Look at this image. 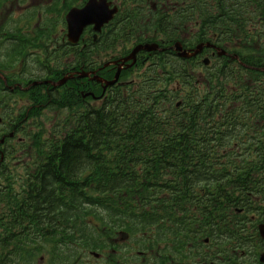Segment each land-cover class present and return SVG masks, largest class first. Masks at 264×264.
I'll return each instance as SVG.
<instances>
[{
	"label": "trees",
	"instance_id": "trees-1",
	"mask_svg": "<svg viewBox=\"0 0 264 264\" xmlns=\"http://www.w3.org/2000/svg\"><path fill=\"white\" fill-rule=\"evenodd\" d=\"M136 3L130 0L131 9ZM204 14L207 35L233 43L239 60L216 58L196 74L189 73L196 67L190 61L180 67L157 58L138 68L136 84L103 91L95 82L93 106L81 86L76 94L69 87L38 94L41 103L69 113L47 137L28 134L24 174L0 181V264H34L43 245L91 240L92 226L121 227L142 242L187 241L184 216L215 211L222 213V244L231 256L228 239L237 230L226 220L237 217L228 212H248L264 224V0H206ZM135 29L133 23L117 28L114 43ZM2 38L17 45L7 57L19 48L16 54H67L68 45L56 39L38 45L20 31ZM164 73L175 87L157 86ZM98 74L113 75L110 67ZM0 108H9L2 98ZM1 166L0 179L8 173Z\"/></svg>",
	"mask_w": 264,
	"mask_h": 264
},
{
	"label": "flooded vegetation",
	"instance_id": "flooded-vegetation-1",
	"mask_svg": "<svg viewBox=\"0 0 264 264\" xmlns=\"http://www.w3.org/2000/svg\"><path fill=\"white\" fill-rule=\"evenodd\" d=\"M75 1L71 7H78L85 0ZM127 1L130 2V0H106L110 9L114 7L118 9L114 19L103 27L97 38L94 37V33L90 28H86L79 43L65 46L67 54H64L65 51H61L62 54H45L47 51L38 50L37 54H12L9 56L10 60L12 59L10 63L12 67H0V73L3 74L5 72L4 69H6V75L8 76L7 78L4 77L6 83L4 84L2 81V88H5L9 97L12 98V103L8 104L7 120L2 119L0 122V135L8 137L9 141L8 144L5 143L7 141L0 142V151L9 153L14 149L15 145L24 144L25 140L19 136L21 134L19 130H31L27 129L28 123L35 125L34 118L39 117L47 109L44 107V103H41V96H38V94L44 95L50 90L62 91L68 87L74 89L76 94V90L81 86L80 88L86 90V93L81 94L82 98L87 100L88 105H94L93 89L95 81L92 76L95 72H101V68L96 67L93 48L104 43L106 44V49L111 50L112 47L114 48V44L111 43V36L108 34V30L114 27L124 28L133 23L136 29L132 32H136V34H132L129 31V34L123 38V47L120 52H106L109 56V61H117L125 57L139 44L154 42L158 46L154 51L140 50L136 52L134 65L127 69L123 68L121 74L131 73L133 75L139 67L143 65L146 67L151 64V60L157 58H162L166 61V58L168 60L171 58L177 59V54L182 52L194 54L199 44L197 55L185 59L196 64L197 67H200V64H203V60L206 58L212 64V61H215L216 54H221L220 48L226 54H235L237 51L233 43L222 42L220 44L223 39L221 35H207V30H205L207 20L204 14L206 0H137L136 5L134 4L135 9H132L131 13L128 9L133 4L127 6ZM61 3V5H65L64 0H61ZM131 16L134 17L133 20H131ZM25 37L26 39H32L29 34H25ZM44 41L46 42V40L39 38L38 41L33 39L31 42H37L40 45ZM59 41L64 44L63 34ZM201 44L203 45L202 48ZM69 46H75L76 49H79V53L69 52ZM56 47L59 48V45ZM31 56H37L33 62L29 60ZM226 58L229 57L226 56ZM31 63L37 66H32ZM98 65H101V63ZM112 67L116 68V66ZM110 69L112 70V68ZM63 78L67 79L66 82L55 87V83ZM129 80V82L122 80L121 83L129 85L137 83L136 79L131 78ZM34 82L38 83L33 84ZM39 99L40 103L38 104ZM29 128H31V125H29ZM32 129H34V126ZM25 166L28 167L27 165ZM227 214L237 217L226 220L228 226L237 230V234L228 239L233 242L229 245L231 248L233 247L230 252L231 256L222 244L223 239H226L222 234V219L219 217L222 213L220 211L209 212L208 217L204 218L201 212H190L187 217L184 216V224L190 232L187 241L182 239L183 241L180 242V239L172 238L173 243L169 245L163 242H145V250L143 252L137 251V256H143L134 264H151L154 260L159 261L156 264H262L258 257L264 252V239L259 236L258 228L256 230L258 223H260L259 220L256 221L253 214L243 211L228 212ZM104 232L109 235V238L114 237L112 234L119 235V239L108 240L111 242L109 244L112 251L109 256L117 255L119 252H116L114 247H121L123 243L120 241L123 239L127 241L125 231L117 230L115 227H105ZM122 235L124 237H121ZM175 241H179V245H176L181 249L177 253H175L176 249L174 248ZM244 242H247L245 247L241 245ZM133 243H135L136 247H141V242ZM101 244L96 245L97 248H100ZM105 244L108 247V242ZM74 245L85 248L95 246L94 244L85 245L82 243L61 244L60 246L73 247ZM165 250L172 251L170 256H168L169 258L167 260H164V258L162 260L159 259L156 254L159 252L164 254ZM93 258L99 260L101 254ZM69 259L58 257L60 263H65ZM172 259L174 260L172 261ZM107 261H109V264H112V262L114 264H127L123 260L113 259V257H110ZM38 262L39 264L41 262L58 264L55 259L44 260L41 258L37 260Z\"/></svg>",
	"mask_w": 264,
	"mask_h": 264
},
{
	"label": "rangeland",
	"instance_id": "rangeland-1",
	"mask_svg": "<svg viewBox=\"0 0 264 264\" xmlns=\"http://www.w3.org/2000/svg\"><path fill=\"white\" fill-rule=\"evenodd\" d=\"M76 1L75 0H64L65 5H61V0H0V33H8V34H15L17 31L22 34L26 33L30 35V38L35 39L38 41L40 38L41 40H46L48 43L49 37L47 35H51L52 38L58 39L60 34H62L63 29H64V24H63V17L65 15L66 11L70 5L74 4ZM48 3V4H47ZM44 22V23H43ZM43 23V24H42ZM47 33V35H46ZM7 38V37H5ZM3 39H0V67L2 66H9L10 68L12 65L10 64L12 59L10 60V57H7V50H12V47L16 46L15 43L12 41L4 42ZM123 43L121 40H117L115 42L114 48L112 47L110 49H104V45L101 44L100 46H97L94 48L93 56L96 64L103 63L107 60H109V56L107 55L108 52H120L122 50ZM20 49V48H19ZM19 49H16L14 51V54L19 52ZM37 49V48H35ZM107 52V53H106ZM34 54H37L34 53ZM37 56L33 57L31 56L29 60L33 62L36 59ZM115 60V59H113ZM170 66L174 64H178L180 67L183 66V63L176 60V59H170L169 60ZM213 63V61H212ZM189 67L195 66L196 64L190 62L186 63ZM211 64V63H210ZM32 66H37L36 64H32ZM29 66V65H28ZM197 67V65H196ZM199 68L200 67H193L195 69L194 71L199 73ZM5 72L4 74L6 75L7 70L4 69ZM164 70V69H162ZM202 70V69H201ZM27 72V71H26ZM159 72V71H158ZM162 72V71H161ZM203 73H206L207 70L202 71ZM140 70L135 71L134 74H124L125 76L122 77V80L125 82H129V79H136L137 82L141 80L140 76ZM155 77V76H154ZM162 79L160 81V84H157L158 87L162 88H173L176 86L175 82L176 80H172V77L169 78V75H166L165 73L160 77ZM121 80V81H122ZM177 88V87H176ZM179 88V87H178ZM172 90V89H171ZM178 90V89H177ZM174 91L169 92L168 94L173 95ZM177 93L174 94L177 95L174 98V102L176 101H181V95L178 91ZM0 98H2V102L6 104V107H8V104L12 103V98L7 96L6 94H2L0 91ZM7 109L0 108V115L3 112H7ZM67 109H56V108H51L48 107L45 111L41 113L39 117L34 118V129L33 131L30 130H23L20 131L21 133L19 136L25 140L24 144L20 145H15L14 149L11 151V155L9 154V158L5 162V167H8V173L1 174V179L0 181H4L6 177H12L14 179L18 178V175H23L24 174V165L23 161V156L26 152H30V148H32V141L30 140V137L27 135L28 132L30 133H36V135L41 136L42 138L47 137L50 133L54 132V128L58 126L62 121L66 119V115H68ZM30 123H28L27 129H29ZM42 132V133H40ZM15 152V153H13ZM29 160L30 158H25ZM28 163V162H27ZM24 163V164H27ZM20 164V165H18ZM19 166V167H17ZM94 222V221H93ZM98 223V221H97ZM88 225H90L88 223ZM95 229V230H94ZM94 231H98V233H103L104 229L101 228H94ZM109 235L105 236L102 235L100 236L101 241L109 240V239H119L118 234H112V238L108 237ZM121 237H124L122 235ZM123 244L121 247H114L116 252H119L117 255L109 256L111 254V245L108 241V247L106 244H101L100 248H86L81 249V247L74 245L73 247H66L63 251L62 258H70L67 262L65 263H60L58 260V257L60 256L62 251H56L53 248L47 247L46 245H43V250L38 253V257L42 256L44 260L48 259H55V261H58V264H109L110 257H113V259H121L127 264H134V262L138 261L141 259L143 255L137 256V251L143 252L146 248L145 242H141V247H136L134 240L130 239L129 241H125V239L121 240ZM80 244V243H76ZM161 248L163 246L160 245ZM90 251H94L96 253L101 254V258L99 260L94 259L90 255ZM164 254H161L160 252L156 254L159 259L167 260L172 253L171 250H165ZM119 255V256H118ZM164 256V257H163ZM171 258V257H170ZM173 258V257H172ZM174 259H172L173 261ZM171 261V263H172ZM159 261L154 260L151 264H156ZM36 264H39V262ZM40 264H46L45 262H41ZM112 264H114L112 262Z\"/></svg>",
	"mask_w": 264,
	"mask_h": 264
},
{
	"label": "water",
	"instance_id": "water-1",
	"mask_svg": "<svg viewBox=\"0 0 264 264\" xmlns=\"http://www.w3.org/2000/svg\"><path fill=\"white\" fill-rule=\"evenodd\" d=\"M113 12L114 10L108 9V4L106 3V0H88L85 6L82 7L81 9L78 8L70 9V11L66 15L67 30H68L67 38L69 42L75 44L78 41L79 36L81 35L84 27H86L87 25L94 24L95 25L94 30L99 31L101 26L104 23H107L111 19ZM141 48L146 50H151L154 49L155 46L146 45L144 47H137L129 57L124 59V61H127L129 59L134 60L135 52ZM198 51H199V47L197 48L195 53H197ZM195 53L188 54L186 52H183L180 53L179 56H181L182 58H188L190 56H194ZM118 76H119V70L117 71L113 80L111 81L101 80L97 77L96 80L104 83L105 86H109L116 83ZM63 81L64 80L58 82L57 84H61L63 83ZM260 235L264 238V226H260ZM260 261L264 264V253L261 254Z\"/></svg>",
	"mask_w": 264,
	"mask_h": 264
}]
</instances>
